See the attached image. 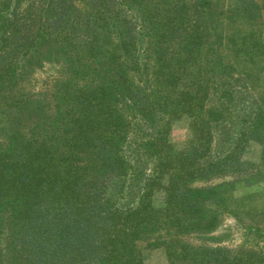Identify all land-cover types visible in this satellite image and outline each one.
Masks as SVG:
<instances>
[{
	"label": "trees",
	"instance_id": "obj_1",
	"mask_svg": "<svg viewBox=\"0 0 264 264\" xmlns=\"http://www.w3.org/2000/svg\"><path fill=\"white\" fill-rule=\"evenodd\" d=\"M263 16L264 0H0L7 264H147L161 248L169 264H264V245L232 249L226 233L175 238L215 231L237 186L264 182L261 78L235 61L264 56L263 34L232 28ZM47 63L56 78L29 88Z\"/></svg>",
	"mask_w": 264,
	"mask_h": 264
},
{
	"label": "rangeland",
	"instance_id": "obj_2",
	"mask_svg": "<svg viewBox=\"0 0 264 264\" xmlns=\"http://www.w3.org/2000/svg\"><path fill=\"white\" fill-rule=\"evenodd\" d=\"M219 3L226 2V0H218ZM229 1V0H228ZM226 5V4H225ZM242 23L234 24L236 29H241L244 34L251 32L252 29L260 31L264 39V16L258 20L257 24L252 28L249 26L241 27ZM240 66H248L254 68V73L259 75L261 80L254 84V91L252 95L254 100L261 102L259 99L261 94H264V75L261 74L259 68L264 67V56L254 58L249 62H244L240 59H235ZM57 65L55 63H47L44 68L37 69L32 76V81L28 84L29 88L41 90L45 85L50 84L53 78H56ZM256 68V70H255ZM253 86V85H252ZM192 130L190 127V119L182 117L173 123L171 140L177 149H181L191 139ZM261 146L256 143H251L245 151L244 159L252 163L261 162ZM224 179H216L210 183H199L198 186L216 185ZM261 189L258 192L253 188H246L244 185H238L233 197L236 199L230 206L233 213H223L219 218V225L213 232H206L203 235L192 234L188 236H177L176 239L189 242L193 245H199L206 239H215L216 236L226 233L229 234L228 240L223 245L232 249L243 247L247 250L259 249L264 245V182L260 183ZM258 186V187H260ZM164 192L158 193L156 197V204H162ZM228 231V232H225ZM6 236L0 234V264H7L6 258ZM143 246L146 244L143 243ZM147 264H169L167 252L164 248L151 250L148 252Z\"/></svg>",
	"mask_w": 264,
	"mask_h": 264
}]
</instances>
